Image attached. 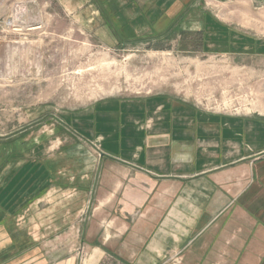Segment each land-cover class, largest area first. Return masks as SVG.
<instances>
[{
    "label": "rangeland",
    "instance_id": "rangeland-1",
    "mask_svg": "<svg viewBox=\"0 0 264 264\" xmlns=\"http://www.w3.org/2000/svg\"><path fill=\"white\" fill-rule=\"evenodd\" d=\"M93 1L0 0V152H13L16 182L30 187L11 264H90L103 147L76 118L99 101L169 94L208 112L264 115V49H245V36L264 42V0H170L169 16L187 5L182 18L125 22L127 36Z\"/></svg>",
    "mask_w": 264,
    "mask_h": 264
},
{
    "label": "crops",
    "instance_id": "crops-1",
    "mask_svg": "<svg viewBox=\"0 0 264 264\" xmlns=\"http://www.w3.org/2000/svg\"><path fill=\"white\" fill-rule=\"evenodd\" d=\"M105 1L92 5L123 36L125 22L157 28L184 7L169 16L170 0L146 8L111 0L117 10ZM245 38L246 50L264 49V42ZM77 119L103 147L87 262L264 264V115L208 112L156 94L99 101ZM12 153L0 152V264L12 263V236L24 231L19 222L29 210V183L16 182L24 176L22 170L15 176Z\"/></svg>",
    "mask_w": 264,
    "mask_h": 264
},
{
    "label": "trees",
    "instance_id": "trees-1",
    "mask_svg": "<svg viewBox=\"0 0 264 264\" xmlns=\"http://www.w3.org/2000/svg\"><path fill=\"white\" fill-rule=\"evenodd\" d=\"M185 10H186V6H185V9L178 15V17L176 18L175 22H177L180 18L183 17ZM172 22H174V20Z\"/></svg>",
    "mask_w": 264,
    "mask_h": 264
}]
</instances>
